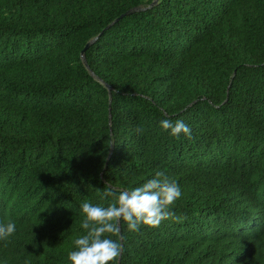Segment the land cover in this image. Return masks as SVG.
<instances>
[{
	"label": "trees",
	"instance_id": "obj_1",
	"mask_svg": "<svg viewBox=\"0 0 264 264\" xmlns=\"http://www.w3.org/2000/svg\"><path fill=\"white\" fill-rule=\"evenodd\" d=\"M152 1L0 0V264H70L81 203L157 170L174 217L119 264H264V0Z\"/></svg>",
	"mask_w": 264,
	"mask_h": 264
},
{
	"label": "clouds",
	"instance_id": "obj_2",
	"mask_svg": "<svg viewBox=\"0 0 264 264\" xmlns=\"http://www.w3.org/2000/svg\"><path fill=\"white\" fill-rule=\"evenodd\" d=\"M83 61V60H82ZM160 127L173 137L191 138V129L183 120L173 123L161 120ZM137 132H143L138 128ZM178 183L171 180L164 171L157 170L151 179L132 189H116L108 186L100 193L104 204L81 203L82 220L80 227L85 234L74 239V250L69 251L70 264H119L122 245L118 242L121 225L138 232L141 225L158 228L164 220L174 217V205L181 198ZM179 220V217H175ZM16 232L14 222L0 223V241H9Z\"/></svg>",
	"mask_w": 264,
	"mask_h": 264
},
{
	"label": "water",
	"instance_id": "obj_3",
	"mask_svg": "<svg viewBox=\"0 0 264 264\" xmlns=\"http://www.w3.org/2000/svg\"><path fill=\"white\" fill-rule=\"evenodd\" d=\"M156 2H157V0H153V1L150 3L149 7L152 6V5H154ZM139 9H144V8H140V7H132V8H130V9L126 10L125 12H123L122 14H120L118 17H116V18H115V19H114L109 25H111L112 23H114L115 21H117L118 19H120L121 17H123V16H125V15H127V14H130V13H132L133 11H137V10H139ZM109 25H107V27H108ZM97 37H98V36H96V37L92 38L91 40H89L88 42H86L84 48L81 50V58H82V60H83V62H84V64H85L86 66H87V64H86V60H85L84 55H83V51L88 47V45H89L90 43L94 42V41L97 39ZM109 100H110V96H109ZM109 118H110V115H109Z\"/></svg>",
	"mask_w": 264,
	"mask_h": 264
}]
</instances>
